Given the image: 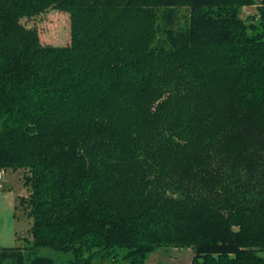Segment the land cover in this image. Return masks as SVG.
Instances as JSON below:
<instances>
[{
	"label": "trees",
	"instance_id": "1",
	"mask_svg": "<svg viewBox=\"0 0 264 264\" xmlns=\"http://www.w3.org/2000/svg\"><path fill=\"white\" fill-rule=\"evenodd\" d=\"M0 169L30 236L0 264H264V0H0Z\"/></svg>",
	"mask_w": 264,
	"mask_h": 264
},
{
	"label": "rangeland",
	"instance_id": "2",
	"mask_svg": "<svg viewBox=\"0 0 264 264\" xmlns=\"http://www.w3.org/2000/svg\"><path fill=\"white\" fill-rule=\"evenodd\" d=\"M255 12L256 9L254 6L244 7L241 16L245 17ZM180 13L184 16L187 14V11L182 8ZM180 21H183V17H181ZM24 24L37 29L39 39L43 44L64 45L69 41L68 14L58 9L49 8L33 18H29L26 21L24 20ZM6 172L8 173L6 175V177H8V187L11 185L12 188L17 191V194L25 196L27 194V189L23 184L22 170H7ZM1 189H3V187H1ZM15 217L17 219L16 224L18 232H23V237L30 238L26 230L29 227V219L21 213L20 207L15 209ZM124 252L125 249L119 250V256ZM261 254L264 255V252ZM192 255L193 251L191 247H160L149 254L143 264H191Z\"/></svg>",
	"mask_w": 264,
	"mask_h": 264
},
{
	"label": "crops",
	"instance_id": "3",
	"mask_svg": "<svg viewBox=\"0 0 264 264\" xmlns=\"http://www.w3.org/2000/svg\"><path fill=\"white\" fill-rule=\"evenodd\" d=\"M6 171L0 178V184L3 187V189H0V246L9 247L18 243V238L23 237V232H18L15 217L17 196L19 194L11 185L8 187V177H6L8 173Z\"/></svg>",
	"mask_w": 264,
	"mask_h": 264
},
{
	"label": "built area",
	"instance_id": "4",
	"mask_svg": "<svg viewBox=\"0 0 264 264\" xmlns=\"http://www.w3.org/2000/svg\"><path fill=\"white\" fill-rule=\"evenodd\" d=\"M3 170L2 169H0V178L2 177V175H3ZM1 187H2V185L0 184V189H1Z\"/></svg>",
	"mask_w": 264,
	"mask_h": 264
}]
</instances>
